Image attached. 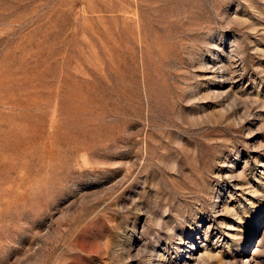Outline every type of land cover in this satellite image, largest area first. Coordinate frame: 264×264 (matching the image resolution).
<instances>
[{
  "label": "rangeland",
  "instance_id": "rangeland-1",
  "mask_svg": "<svg viewBox=\"0 0 264 264\" xmlns=\"http://www.w3.org/2000/svg\"><path fill=\"white\" fill-rule=\"evenodd\" d=\"M0 264H264V0H0Z\"/></svg>",
  "mask_w": 264,
  "mask_h": 264
}]
</instances>
